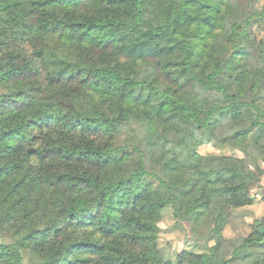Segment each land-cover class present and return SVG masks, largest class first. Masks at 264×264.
<instances>
[{
  "label": "trees",
  "instance_id": "obj_1",
  "mask_svg": "<svg viewBox=\"0 0 264 264\" xmlns=\"http://www.w3.org/2000/svg\"><path fill=\"white\" fill-rule=\"evenodd\" d=\"M0 89V264H264V220L177 263L155 222L253 204L264 0H0Z\"/></svg>",
  "mask_w": 264,
  "mask_h": 264
},
{
  "label": "rangeland",
  "instance_id": "obj_2",
  "mask_svg": "<svg viewBox=\"0 0 264 264\" xmlns=\"http://www.w3.org/2000/svg\"><path fill=\"white\" fill-rule=\"evenodd\" d=\"M199 152L204 156L226 157L232 169H243L246 165V150L238 145L226 149L206 145ZM242 182L240 178L227 185ZM251 195L253 204L245 207L235 206L228 195L214 197L205 210L203 220L194 224L185 220L186 217H177L173 208H167L155 218L161 229L159 245L164 257L177 263L185 256L211 254L212 248L221 243L222 239L229 241L248 238L264 220V175L259 185L252 189ZM202 201L205 202L206 198ZM2 241H6L3 236L0 237V243Z\"/></svg>",
  "mask_w": 264,
  "mask_h": 264
}]
</instances>
